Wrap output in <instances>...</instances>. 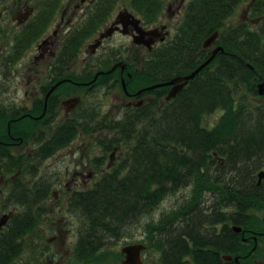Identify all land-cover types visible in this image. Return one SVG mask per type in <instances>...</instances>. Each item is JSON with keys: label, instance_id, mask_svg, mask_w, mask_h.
Here are the masks:
<instances>
[{"label": "trees", "instance_id": "1", "mask_svg": "<svg viewBox=\"0 0 264 264\" xmlns=\"http://www.w3.org/2000/svg\"><path fill=\"white\" fill-rule=\"evenodd\" d=\"M159 1L131 0V4L148 17ZM244 1L189 0L166 49L146 57L140 70L125 62L130 73L124 74L126 87L133 92L194 70L209 56L202 42L215 30L219 31L215 44L224 49L175 98L164 100L166 86L146 90L142 93L154 100L113 122L97 124L111 132L98 141L104 150L118 147L122 155L91 189L69 199L70 210L80 221L73 248L76 259H99V251L111 238L123 235L128 225L152 212L168 194L186 187L190 193L183 204L146 225L144 243L159 252L160 264H228L221 254L247 252L229 226L251 227L254 211L264 206V180L257 185L256 177L264 168V95L257 91L258 77L264 80V0L252 3L253 14L263 15L256 28L242 21L228 24ZM89 22L66 42L70 50L61 53V61L75 59L92 32ZM102 57V70L125 57L135 61L132 55L113 51ZM109 81L121 89L118 69L100 75L97 83ZM82 109L48 137L55 150L72 140L80 127L90 131L96 111L89 106ZM218 110L217 122L207 127L204 118ZM214 152L224 158L223 166H214ZM4 156L0 153V158ZM28 160L2 206L21 209L0 231V264L14 263L24 249L25 236L45 213L36 206L48 194L51 181L37 176L40 161ZM19 166L11 159L1 171L17 173Z\"/></svg>", "mask_w": 264, "mask_h": 264}, {"label": "flooded vegetation", "instance_id": "2", "mask_svg": "<svg viewBox=\"0 0 264 264\" xmlns=\"http://www.w3.org/2000/svg\"><path fill=\"white\" fill-rule=\"evenodd\" d=\"M174 1V3L165 6L160 0L158 7L156 9L150 8V15L145 17L133 5L130 8L117 6L118 0H68L62 10L59 9L56 0H2L0 4V21L4 25L0 31L18 36L14 42V48L18 52L33 47V51L36 53L33 56L36 67L33 69L34 78L32 80H36L38 83L30 93L26 90L24 97L19 101L14 99L11 102L10 99L0 97V153L1 156L2 154L5 155L0 158V183L5 184L6 178L4 176L6 174L1 170L6 168L11 159L17 160L20 166L17 173L10 174L9 185L7 184L9 190L13 187V179L20 174L21 167H27L29 158L35 163L40 161V163H37V171H40L43 162L53 157L57 151L69 146V154H71L76 167L66 170L62 177H59L58 173L55 172L45 174L38 172L37 176L51 181V186L48 194L44 195V198L36 207L43 208L44 212H47V203L51 199H61L66 191L68 196L67 198L64 197V201L66 208L70 209L69 199L71 196L87 192L100 179V176L116 163L122 155V151L118 147H114L110 151L106 168L101 170L99 178L96 179L94 177L96 175L95 170L87 166L86 144L82 143V147L78 144V146L74 145L76 136L84 131L81 130V127L72 140L57 150L54 148L53 141H49L48 137L54 133L61 123L82 112V108L86 104L85 95H76L71 91L80 90L87 93L100 87V84L97 83L98 77L105 74L100 69L104 66L103 53L111 51L128 53L133 56L135 61L129 62L130 58L125 57L123 61L118 60L114 64L126 62L135 70H140L146 57L153 52L168 47L175 31L176 19L182 15L188 2V0ZM251 8L252 5H248L244 10L247 16L243 22L249 26H252L256 21L260 24L263 15H257L256 18L251 19L249 17V14L253 13ZM59 11L60 14L57 17ZM124 11L130 12L132 16H127L121 22L116 23L119 13ZM167 14L168 18L176 20V22L170 23V21H167ZM93 20L98 22L95 23ZM87 22L93 28L91 32L93 37L86 38L83 41L73 61L69 59L61 61V53L70 50L66 42L79 27L85 26ZM107 27L114 28L113 33L100 40V34ZM117 35L127 38L128 42L113 46L105 45L108 39ZM89 40L90 42H88ZM99 40V45L93 48L92 44ZM82 48L85 56L81 58L79 72H74L72 68L77 63ZM135 53L139 55L136 56ZM40 64L45 65V69L42 71L38 69ZM89 65L92 66L91 70L88 69ZM117 69L120 81L124 74L129 77L130 73L127 71L126 64L123 71H121L120 66L115 70ZM41 73L47 75L45 81L42 82L43 84L39 83L44 78ZM56 83H58L56 88L48 94L51 87ZM166 87L167 90L170 89V86ZM137 90L129 91V94L124 95L122 113L132 112L154 100V97L150 94H136ZM87 106L93 112L96 111L97 115L99 114L98 106L97 109L96 106L92 107L89 104ZM96 128L107 130L102 126L98 127V125L91 127L92 130ZM107 131L111 133L109 130ZM100 146L102 147L101 144ZM76 155L78 156L76 157ZM214 159V166L224 165L223 157L215 155ZM94 160L93 164H97L102 160V157ZM37 176L34 178L35 180ZM63 179L69 181L68 183H62L66 189L57 188L62 185ZM16 209L11 210L12 213ZM253 215L254 221L251 223V227L240 226L241 230L236 232L232 229V225L229 226L235 234L240 236L243 248H246L247 252L238 255L228 254L231 255L230 260H224L222 257L224 254H221L220 257L223 262L228 264H264V206L255 211ZM247 255L249 257L244 258Z\"/></svg>", "mask_w": 264, "mask_h": 264}, {"label": "rangeland", "instance_id": "3", "mask_svg": "<svg viewBox=\"0 0 264 264\" xmlns=\"http://www.w3.org/2000/svg\"><path fill=\"white\" fill-rule=\"evenodd\" d=\"M56 1H58L59 9L62 10L68 0ZM161 2L163 5L168 6L175 1L161 0ZM247 3L248 0L244 1L237 8L234 15L228 20V24L245 21L247 14L244 10H246ZM117 6L130 8L132 4L130 5V0H118ZM59 14L60 11L57 14V17ZM256 16L257 15H254L253 13L251 15L249 14L251 19L256 18ZM180 19L181 16L176 19L177 23ZM166 20L170 21V23L176 22V20L168 18V14ZM257 23V21L253 24L251 22L252 26L249 27L256 28ZM3 25V22L0 21V29L3 28ZM91 37H93L92 33H90L87 38ZM17 38L18 36L11 35L10 33L6 34L5 32L0 31V97L3 99H10L11 102H13L14 99L19 101L22 97H24V92L26 90L30 93L36 83H38L36 80H32L34 78L33 69L36 67L33 56H35L36 53H34L33 47L24 51H16L14 48V42ZM88 42H90V40ZM127 42V38L122 35H117L108 39L105 42V45L113 46ZM15 55L16 57L11 58ZM134 55L137 56L139 54L135 53ZM84 56L85 54L82 48V51L77 58V63L72 68L74 72H79L80 61H82L81 58ZM38 69L40 71L44 70L45 65L40 64ZM41 75L44 76V78L39 81V83H42L45 81V78H47L45 73H41ZM112 83L114 82L109 81L105 84L106 86L101 85L100 87L87 93L80 90L71 91L76 95H85L84 100L86 101V104H84V108L88 107L87 104L92 107L96 106V109L98 106L99 114L94 118L93 122L90 123L89 126L92 127L97 125L99 122L109 123L121 118L124 95L120 87H118L117 84L112 85ZM257 100L261 101L258 97ZM220 114L221 111L218 110L207 115L204 118V124L209 128L214 126ZM91 127H89V132L83 131L76 136L74 145L78 144L82 147V143L86 144L87 154L85 157L88 163L87 166H89L92 170H95L96 175L94 177L97 179L99 178L98 176H100L99 174L101 170L106 168L110 155V151H105L103 146L101 147L98 141L102 140L106 136L109 137L110 133L107 130H98L97 128V130H92ZM68 147L69 146L57 151L53 157L43 162L40 166V171L38 172H40V174L55 172L58 173L59 177H62L66 170L75 168L76 164L73 163V158L71 157V154H69ZM77 156L78 155H76V157ZM100 157H102V160H100L97 164H93L95 162L94 159ZM4 178H6L5 184L2 182L0 183V214L17 208L14 207V205L9 206L7 209H3L2 207L5 198L9 193L8 179L10 178V174H6ZM64 182L68 183L69 181L68 179H63L61 184ZM64 187L65 186L62 184L57 188L66 189ZM189 193L190 189L189 187H186L181 188L174 193L168 194L152 212L145 213L140 217V220L128 225L124 230L123 235L117 239L111 238L109 241L110 243L107 244L103 250L99 251V259L85 262L76 259L73 253V248L78 237L80 221L74 212L66 208L64 197L66 196L67 198L68 195L65 191L63 196H61V199H51L47 203V212L44 213L34 230L25 236L24 249L13 264H121L122 256L118 257L121 248L126 244L146 242V225L158 221L163 214L169 213L170 211L178 208L188 199ZM209 199L210 198L207 199V203L210 201ZM16 210H20V208H17ZM142 264H160L159 252L154 247H146L142 251Z\"/></svg>", "mask_w": 264, "mask_h": 264}, {"label": "water", "instance_id": "4", "mask_svg": "<svg viewBox=\"0 0 264 264\" xmlns=\"http://www.w3.org/2000/svg\"><path fill=\"white\" fill-rule=\"evenodd\" d=\"M127 16H132V15H130V13L128 12L119 13L116 23L121 22L123 18ZM113 30L114 28L107 27L104 30V32L100 34V40L104 37L110 36L113 33ZM218 37H219V32L215 30L208 37L204 39V41L202 42V48L210 49V55L202 63H200L194 70H192L191 72L185 75L176 76L166 82L150 85L146 88L139 90L137 93H140L141 91H144V90H150L156 87L169 85L171 87L165 96V100H170V99L175 98L177 94L181 92L183 88L187 86V84L190 81L194 79L195 75L199 73L204 67H206L212 61V59L217 55V53L223 52L222 46L217 45L213 47V44L218 39ZM100 40L96 43H93L92 47L93 48L97 47L100 43ZM117 66H120L121 69L124 68L123 64L117 63L112 68H110L106 73L112 72ZM121 82H122V87L124 91L127 93L124 79H122ZM57 85L58 83L52 86L48 94L51 93L56 88ZM257 91L259 95L264 94V81L262 80L261 76H259V81L257 83ZM263 178H264V170H261L257 175V185L261 183ZM9 217H10V214H3L0 216V230L7 223ZM232 229L236 232L241 230L239 226H233ZM145 248H146V245L140 242L124 245L120 250L121 255H122L121 264H142V251ZM222 257L224 260L231 259V255H228V254L226 255L224 254Z\"/></svg>", "mask_w": 264, "mask_h": 264}]
</instances>
